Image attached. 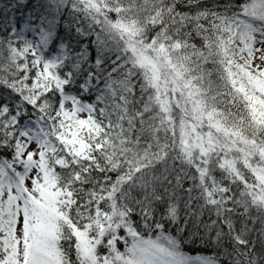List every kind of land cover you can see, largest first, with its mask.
Here are the masks:
<instances>
[{"label": "snow or ice", "instance_id": "snow-or-ice-1", "mask_svg": "<svg viewBox=\"0 0 264 264\" xmlns=\"http://www.w3.org/2000/svg\"><path fill=\"white\" fill-rule=\"evenodd\" d=\"M0 264H264V0L0 2Z\"/></svg>", "mask_w": 264, "mask_h": 264}, {"label": "trees", "instance_id": "trees-1", "mask_svg": "<svg viewBox=\"0 0 264 264\" xmlns=\"http://www.w3.org/2000/svg\"><path fill=\"white\" fill-rule=\"evenodd\" d=\"M0 2H3V0H0ZM29 38H31V37H29ZM203 251H204V254H206V255H211L213 252V250L211 248L204 249Z\"/></svg>", "mask_w": 264, "mask_h": 264}]
</instances>
